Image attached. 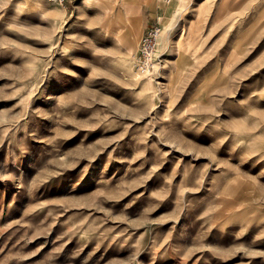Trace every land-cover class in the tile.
<instances>
[{
	"label": "rangeland",
	"instance_id": "obj_1",
	"mask_svg": "<svg viewBox=\"0 0 264 264\" xmlns=\"http://www.w3.org/2000/svg\"><path fill=\"white\" fill-rule=\"evenodd\" d=\"M91 2L0 0V264H264V0Z\"/></svg>",
	"mask_w": 264,
	"mask_h": 264
},
{
	"label": "crops",
	"instance_id": "obj_2",
	"mask_svg": "<svg viewBox=\"0 0 264 264\" xmlns=\"http://www.w3.org/2000/svg\"><path fill=\"white\" fill-rule=\"evenodd\" d=\"M91 1L94 2V4H96V7H98L102 11H106L107 9L114 11L116 13V17L120 19V21L124 22L125 25H128L131 21L132 23L141 24L142 32L140 34V38H142L144 29L150 21V18L157 15L159 11H162L161 13H165L166 15L167 11L170 10L168 9L169 6L167 5V7L165 6V8L160 6L161 0H80V6H88L87 4ZM128 6L140 8V12L135 16H129V14L127 13ZM159 8H162V10H160ZM119 13H122L123 20L119 17Z\"/></svg>",
	"mask_w": 264,
	"mask_h": 264
},
{
	"label": "built area",
	"instance_id": "obj_3",
	"mask_svg": "<svg viewBox=\"0 0 264 264\" xmlns=\"http://www.w3.org/2000/svg\"><path fill=\"white\" fill-rule=\"evenodd\" d=\"M60 5H65L71 0H53ZM160 36V29L151 26L147 33L145 34L141 50L137 55L132 56L134 67L138 72H149L150 69L154 66V61L156 59V53L158 51L157 43Z\"/></svg>",
	"mask_w": 264,
	"mask_h": 264
},
{
	"label": "bare ground",
	"instance_id": "obj_4",
	"mask_svg": "<svg viewBox=\"0 0 264 264\" xmlns=\"http://www.w3.org/2000/svg\"><path fill=\"white\" fill-rule=\"evenodd\" d=\"M133 37V36H132Z\"/></svg>",
	"mask_w": 264,
	"mask_h": 264
}]
</instances>
